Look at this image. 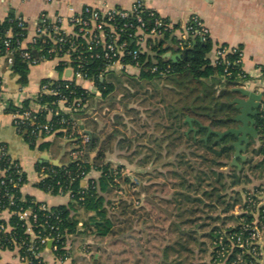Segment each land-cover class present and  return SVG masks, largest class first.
<instances>
[{"label": "trees", "instance_id": "trees-1", "mask_svg": "<svg viewBox=\"0 0 264 264\" xmlns=\"http://www.w3.org/2000/svg\"><path fill=\"white\" fill-rule=\"evenodd\" d=\"M18 23L19 19L14 15H9L6 19L0 20V61L7 53L5 41L9 39L10 50L12 51V64L10 67L12 72L18 76V83L25 86L28 84L29 64L22 57L23 51L18 48V40L22 41L26 32L19 27ZM9 30L12 31L13 36L11 38H8ZM156 43L153 49L158 53V65L163 69L165 66L170 65V69L162 76L158 73H152L146 70L154 64L150 59L141 72L139 82L153 81L168 76L175 82V87L171 88L170 91L176 97L175 100L168 102L160 90L152 92L147 90L143 95L148 99L156 98L158 104L163 105L165 119L167 120L163 126V134H166L165 140H170V146L168 147H177L178 149V146H174L173 143L179 142L180 144L181 149H178L175 154V163L168 162V165H175V170L170 171L178 180L174 192V202L177 204L176 210H178L179 216H182L185 213L192 215L194 212H204L205 209H208L210 214L205 219H211L213 222L218 221L219 218H212L210 215L213 211H219L224 215L222 217L224 223L226 215L231 213L241 200V192L236 191V188L250 181L247 176L244 178L243 170L244 165L250 164L251 160L238 159L239 166L231 165L235 151L232 143L236 141V138L234 135L228 134L219 139L217 132H224L236 127L237 123L233 118L237 110L230 102L236 97L234 89L242 86L248 76H243L242 64H234V61L238 58L237 54L228 53L226 55V59L231 62L230 65H227L221 59L213 64L208 57L213 48L210 38L206 42H201L197 38L194 48L189 50L186 56L184 53L181 54L176 61L167 56L162 57L167 51H171L168 44L163 47L164 42ZM49 45L39 40L36 44L31 45L28 50L34 58H38L43 54L46 55L45 50ZM102 65V60H91L87 66L91 78L102 92L103 99L106 100L115 90V86L113 83L100 80L98 75ZM57 69L61 72L63 66L59 65ZM1 84L2 78L0 77V90ZM219 85H227L228 88L219 90ZM72 90L73 93L70 94ZM62 91L68 94L70 99L84 94V90L74 85L69 89H62ZM130 96L133 97L135 94ZM92 99L93 95H90V102H92ZM57 101V97L47 95H41L37 100L39 104H47L53 109L58 108ZM29 106L30 102L26 100L21 108L10 105L7 111L15 113ZM47 115L48 111L39 113L38 122L50 124L54 132L58 131L55 133L56 136L64 137L65 134L59 130L68 129L67 139L69 142L73 146L81 145L80 137L76 134H70L71 123L69 121H82L83 118L87 117L84 112H75L72 115L60 113V115L52 118H48ZM187 118H191V122L187 121ZM254 119L258 138L263 143L258 150L254 149V151L257 155H261L263 160L252 166V168H260L264 164V103ZM86 122L89 126L90 124L95 126L93 128L95 133L88 134L86 131L90 139L87 144L83 145L84 155L82 161H74L62 166H56L50 162H42L36 165L37 172H41L45 168V176L35 185L52 195H65L68 191H71L72 197L69 205L50 207V211L41 210L40 205L42 202L37 201L33 196L24 195L21 191V187L28 180L24 171L21 175L18 173L20 170L19 162L13 159L9 153L0 156V171H6L4 174L0 172V212L9 210L12 213L9 221L0 218L1 250H13L17 245H20L22 247L20 248L21 256L27 257L32 264H39L42 260V258H36L35 255L40 253L47 244L40 245L37 240L31 241L29 234L26 233V224L19 216L21 211L27 209L37 214L38 224L47 222L48 226L46 227H36V232L40 231L43 235L50 232H52V235L59 234V238L54 242V246L57 247L54 253L60 260H65L68 256L66 251L68 237L79 234H92L99 238H107L121 233L123 229L118 227L130 223L129 221L135 219L136 215L138 216V211L133 207L132 201L121 196L118 197L117 194L118 190L124 191V187L136 188L135 182L131 178L123 176L120 168L115 170L110 162H106L107 146H105L106 143L100 145V137L96 132L97 123L93 120ZM84 129L86 130L85 127ZM20 133L25 134L26 139L33 143L38 141L39 138L47 136L43 133L35 137L31 135V130L27 127L22 128ZM113 138V134L108 137L109 140ZM253 142L254 139L250 138L247 149L242 153L249 150ZM48 145L49 143H43L41 148L44 149ZM144 149L150 152L151 156L155 155V150H151L147 146H144ZM169 151L167 155H170L171 150ZM92 152H96V154L91 158L90 153ZM157 158H161L160 152L157 153ZM148 163L149 160L146 159L145 164ZM93 170L99 172V177L84 180L82 173L87 174ZM263 172L264 170L262 176ZM262 176L259 178H262ZM11 179H13V182H10ZM16 184L18 185L16 186ZM230 190L235 194L230 195ZM80 211L87 215V218L82 222L78 214ZM80 223H82L81 226ZM6 225L10 226V230L2 228ZM207 225L209 223H203L199 227ZM51 226L55 228L54 231L50 229ZM239 230V224L236 227L228 228L225 233L220 227L214 226L206 234V237L215 243V250L218 251L219 247L217 245L220 236ZM187 236L193 241L197 240L192 234ZM177 244H180L183 251H190L188 246L185 245L187 243L177 242ZM30 245H34L36 248L28 250ZM215 253L214 256L217 257ZM234 259L233 254L226 261V264H231Z\"/></svg>", "mask_w": 264, "mask_h": 264}, {"label": "built area", "instance_id": "built-area-1", "mask_svg": "<svg viewBox=\"0 0 264 264\" xmlns=\"http://www.w3.org/2000/svg\"><path fill=\"white\" fill-rule=\"evenodd\" d=\"M132 1L130 8L86 5L68 18L70 31L63 27L62 17H56L51 21L43 20L36 27L31 45L36 44L39 40L50 45L45 50L46 55L43 54L38 58H34L29 52L28 48L31 45L28 47L23 46L27 38L28 26L23 19H19V27L25 30L26 35L22 41L18 40V48L23 51L22 57L28 62L29 66H36L47 61H56L57 67L59 65L63 66L60 78H46L40 85L39 92L34 98L37 109L29 106L23 108L22 111L12 113L15 127L19 132L26 127L30 128L31 135L35 137L43 133L47 136H53L58 132H54L50 124L38 122V114L43 111H48V118L58 116L60 113L72 115L75 112L88 113L92 111V109H89V96L94 95L97 99L102 96V92L96 88L97 86L90 76L87 65L91 60H102V69L98 75L102 82L111 83L108 81L111 75L126 76L140 81L141 72L150 59L154 64L146 70L162 76L170 69V65L165 66L164 69L158 65V53L153 49L154 45L157 44L156 42H164L163 47H165L169 42H173L176 37L177 54L181 55L185 51L194 48L197 38L201 42H206L210 38L208 27L197 14H191L187 22L180 26L148 7L144 0ZM12 36V31L9 30L8 38ZM5 46L7 53L4 58L12 64L9 39L5 41ZM228 53L238 55L234 64H242V49L223 44L215 46L214 64L221 59L227 65H230L231 62L226 59ZM167 54L171 53L167 51L161 56L169 57ZM241 71L244 77L248 76L242 85L243 88H246L251 83V78L243 70V67ZM259 71L258 81L264 88V68H260ZM87 84H91V86L88 87ZM72 85L84 90V94L70 99V96L63 93L62 89H69ZM114 86L116 89L115 84ZM71 93H73V90L70 91ZM41 95L57 97L58 108L53 109L47 104H39L37 100ZM69 123H71L70 134H76L81 139V145H74L69 151L70 162L82 161L84 155L83 145L87 144L90 138L84 127H82L81 120H73ZM59 131H62L65 134L64 138L67 139L68 129ZM7 153V148L2 146L0 156ZM44 169L37 172L38 182L45 176ZM22 171L23 169L20 167L18 173L21 175ZM0 172L4 174L6 171ZM120 172L122 174L121 170ZM82 175L84 180L90 178V172L87 174L82 173ZM10 182H13V179ZM67 195L71 198V191H68ZM244 198L239 223L240 230L220 236L217 245L219 247L218 251L223 257L227 254L226 261L234 254L235 259L231 264H264V184L251 188ZM40 209L50 211V206L42 202ZM5 211L12 214L9 210ZM19 216L26 224V233L29 234L31 241L37 240L40 245L52 241V250H57L54 242L59 238V234L52 235V232H50L43 235L40 231H35L38 226H48L47 222L38 224L37 214L30 209L21 211ZM2 228L10 230L9 225ZM50 229L55 230L53 226ZM16 247L22 248L20 245ZM35 248L34 245H30L28 250ZM40 253L35 255L36 258H41ZM21 260L27 264H32L25 256H22ZM39 264L47 263L42 259Z\"/></svg>", "mask_w": 264, "mask_h": 264}, {"label": "rangeland", "instance_id": "rangeland-1", "mask_svg": "<svg viewBox=\"0 0 264 264\" xmlns=\"http://www.w3.org/2000/svg\"><path fill=\"white\" fill-rule=\"evenodd\" d=\"M108 81L117 84V87L107 100L95 106L97 109L95 115L103 128L102 142L107 146L106 162H110L113 168H120L122 175L131 178L137 186L133 189L124 187V191L118 190V197L132 201L138 216L129 221L130 223L118 227L123 231L116 235L99 238L86 234V237L76 239L82 243L88 240L96 243L89 250L92 251L89 258L97 251L96 246L105 245L104 252H101V261L104 264H226L227 254L223 257L219 251H216L215 243L206 237V234L214 226L220 227L223 233L228 228L236 227L240 223L246 193L251 188L264 184V172L262 176L264 164L260 168H252L263 160V157L254 151L262 146V141L259 138L254 139L249 150L242 153L245 156L244 160H251L250 164L244 165L243 170L244 178L247 176L250 181L236 188V191L241 192V200L232 212L226 215L224 223L222 222L224 215L219 211H213L210 215L212 218H219L218 221L206 220L205 218L210 214L208 209L204 212H194L192 215L185 213L179 216L176 210L177 204L174 202L178 180L170 171L175 170V165H168V162L175 163V154L181 149L179 142L173 143L178 149L168 147L170 140L164 139L166 134H163L158 126L154 128V136L157 137L154 141L157 147L155 155L151 156L150 152L144 149V146L149 144L147 141L151 131L147 126L151 103L143 93L147 90L150 92L160 90L170 102L176 98L170 93L171 88L175 87V82L169 76L139 82L135 78L130 80L126 76L114 75H111ZM221 85L218 87L219 90L228 88L227 85ZM132 94L135 96L131 97ZM157 101L154 100L155 103ZM92 104L95 105L93 101ZM156 120L161 121V118L154 119V122ZM90 127L93 129L95 126L90 124ZM111 134L114 138L109 140ZM64 143L63 139L57 138L54 146L60 148ZM68 145L70 146L71 143ZM169 150L171 153L167 155ZM159 152L161 158H157ZM95 154L96 152L90 153V157H94ZM146 159L149 160L148 164H145ZM152 160L153 166H150ZM142 163L144 164L140 165ZM238 163L240 165L239 161ZM260 176L262 178H259ZM229 194L234 195L235 192L230 190ZM203 223L209 225L200 228ZM189 234L194 235L197 240L189 239L187 236ZM177 242L187 243L185 245L190 251H183ZM214 252L217 257L214 256Z\"/></svg>", "mask_w": 264, "mask_h": 264}, {"label": "crops", "instance_id": "crops-1", "mask_svg": "<svg viewBox=\"0 0 264 264\" xmlns=\"http://www.w3.org/2000/svg\"><path fill=\"white\" fill-rule=\"evenodd\" d=\"M148 7L154 9L163 17L172 22L183 26L191 14H197L206 24L210 32V39L213 43L212 51L208 57L214 64L215 46L225 44L227 46L239 47L242 49V67L250 76L251 83L246 86L247 89L264 95V88L258 81L259 69L264 68V0H144ZM132 0H0V20L6 19L9 15H14L17 19H23L28 26L27 38L23 46L31 45V40L35 35L36 27L43 20L51 21L56 17L63 18V27L70 31L68 18L75 12L81 10L84 6H117L130 8ZM176 42V37L174 38ZM175 42H169L172 55H178ZM11 64L7 59L0 61V77L2 78L0 90V148L5 146L13 159L19 162L20 167L27 174V183L21 188L24 195L33 196L37 201L43 202L50 207L59 205H69L71 198L69 195H52L41 189L35 184L39 181L36 165L42 162H50L59 166L68 165L71 161L69 151L73 147L69 140L62 137L46 136L41 137L35 143L26 139L25 134H21L15 127L12 113L7 110L10 105L21 107L23 102L29 100L30 106L37 109L35 96L39 92L40 85L46 78H60L61 74L57 70L56 61L42 62L36 66H29L28 84L21 86L18 83V76L12 72ZM118 77V76H117ZM113 83V82H111ZM115 84V83H113ZM117 87V84H115ZM88 87L91 84H87ZM242 87V86H240ZM98 88V87H96ZM239 88V87H238ZM239 96L238 94L236 97ZM107 100V99H106ZM158 99H150L149 118L147 126L151 129L149 141L146 146L155 150L154 128L160 127L163 133V126L167 122L162 104L154 102ZM92 101L95 105L89 103V111L83 119L84 127L88 134L95 131L86 121H95L98 128L96 132L100 137V145L103 138V128H101L95 106L105 99L99 96L97 99L93 95ZM160 105V106H159ZM162 105V106H161ZM156 107V108H155ZM160 107V108H159ZM163 109V110H162ZM151 110V111H150ZM160 112V114H158ZM161 118V121L154 119ZM86 122V123H85ZM61 138L65 141L60 148H55V140ZM49 143L48 147L41 148V144ZM164 148V145L162 146ZM153 166V160L150 163ZM99 172L93 170L90 172V178L97 179ZM114 197V196H113ZM112 197V198H113ZM116 198V197H115ZM81 222L87 218L83 212L78 213ZM11 214L8 211L0 212V218L9 221ZM82 223H80V226ZM78 237L84 235H72L68 237L66 251L67 258L60 260L52 250V246H47L41 251V258L47 264H104L101 261V252H104L105 245L96 246L97 251H89L96 243L88 240L81 242ZM93 243V244H92ZM101 247V249H100ZM20 249L15 247L13 250L0 249V264H27L21 260Z\"/></svg>", "mask_w": 264, "mask_h": 264}, {"label": "water", "instance_id": "water-1", "mask_svg": "<svg viewBox=\"0 0 264 264\" xmlns=\"http://www.w3.org/2000/svg\"><path fill=\"white\" fill-rule=\"evenodd\" d=\"M187 53L188 51H185L184 55L186 56ZM167 55L173 61H176L180 57V55ZM234 91L239 96L231 100L230 103L233 104L235 106V109L237 110V113L233 118L237 123V126L230 128L224 132H217V135L219 136V139L228 134H232L235 136L236 141L232 143L235 151L231 165L239 166L238 159H245V156L242 154V152L247 149L250 138H258L256 121L254 118L258 114L259 108L264 103V95L262 93H257L243 87L235 88ZM187 121L191 122V118H187ZM55 165L59 166L58 163H56ZM48 244L52 246V241L48 242Z\"/></svg>", "mask_w": 264, "mask_h": 264}, {"label": "flooded vegetation", "instance_id": "flooded-vegetation-1", "mask_svg": "<svg viewBox=\"0 0 264 264\" xmlns=\"http://www.w3.org/2000/svg\"><path fill=\"white\" fill-rule=\"evenodd\" d=\"M237 126V125H236Z\"/></svg>", "mask_w": 264, "mask_h": 264}]
</instances>
